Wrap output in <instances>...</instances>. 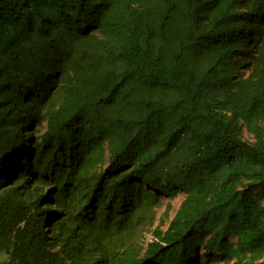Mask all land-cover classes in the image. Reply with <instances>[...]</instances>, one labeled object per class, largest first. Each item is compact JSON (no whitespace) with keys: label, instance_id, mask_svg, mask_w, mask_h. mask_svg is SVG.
Instances as JSON below:
<instances>
[{"label":"trees","instance_id":"16d2710c","mask_svg":"<svg viewBox=\"0 0 264 264\" xmlns=\"http://www.w3.org/2000/svg\"><path fill=\"white\" fill-rule=\"evenodd\" d=\"M258 186L264 0H0V264H264Z\"/></svg>","mask_w":264,"mask_h":264},{"label":"rangeland","instance_id":"374dc122","mask_svg":"<svg viewBox=\"0 0 264 264\" xmlns=\"http://www.w3.org/2000/svg\"><path fill=\"white\" fill-rule=\"evenodd\" d=\"M246 138H252L251 134L246 132ZM255 191L262 194V201L264 203V187L258 186ZM183 193H180L175 198L162 197L160 202L156 204L151 210L145 213V217L137 222V224L127 231V239L130 243L136 245L139 249L144 250L146 243L152 236V232L156 228L165 229L175 212L177 211L182 199ZM235 239V236H232ZM4 257V254H0V257ZM202 259V264H233L232 260L220 261V260H205Z\"/></svg>","mask_w":264,"mask_h":264}]
</instances>
